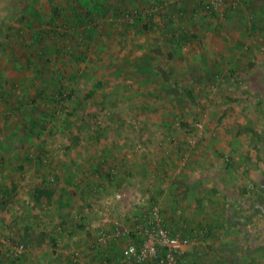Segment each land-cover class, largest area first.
<instances>
[{
	"label": "rangeland",
	"instance_id": "obj_1",
	"mask_svg": "<svg viewBox=\"0 0 264 264\" xmlns=\"http://www.w3.org/2000/svg\"><path fill=\"white\" fill-rule=\"evenodd\" d=\"M160 1L0 0V264H119L148 218L188 242L178 264H264V65L247 71L250 84L239 79L244 69L200 84L181 61L186 49L167 51L176 43L147 30L209 29L214 16L220 26L233 1L209 14L193 0V20L184 0ZM225 40L240 43L238 35ZM207 127L233 129L209 167L198 153L208 152L198 148ZM190 156L196 189L210 194L196 213L184 211L198 220L185 234L171 194L173 172ZM150 170L155 178L147 179ZM165 183L172 193L162 198ZM226 185L241 196L225 210L218 201ZM114 228L121 236L101 259L98 233Z\"/></svg>",
	"mask_w": 264,
	"mask_h": 264
},
{
	"label": "crops",
	"instance_id": "obj_2",
	"mask_svg": "<svg viewBox=\"0 0 264 264\" xmlns=\"http://www.w3.org/2000/svg\"><path fill=\"white\" fill-rule=\"evenodd\" d=\"M161 1H163L162 5H164V4H171L173 1H176V0H161ZM184 1L186 3H183V4L188 3V5L190 6V8L187 7V9H189L190 11L188 12V15H187L188 18L191 15H193L194 18H192L191 20L197 19V17L195 16L196 12L198 13L196 9V3L193 0H184ZM232 1L234 2V3L232 2L233 8L227 12L224 19H222V23L220 26L216 25L218 24L217 23L218 21L216 20L217 19L220 20V18L219 17L217 18V16H214L215 18V21H213L214 27H211L209 29L197 28V29H191L190 31H187V29L185 30L184 27H181L179 28L178 31L172 32L169 29H166L163 27L157 28L155 26L149 25L150 28L147 30L148 31L147 34L150 37L152 35L160 36V39L165 37L166 39H168L167 42L169 44L176 43V46L172 48H168L165 46L164 49L166 48L165 50L167 51L175 50L177 52L182 53L183 49H186V52H184L185 54L182 53L181 61L183 65L186 63L192 64L193 68L195 69L194 70L195 73L194 74L192 73V75L197 76V81L200 84H210L213 82L218 83L219 81H221L220 79H223L226 77V74L231 75V73H233L234 75L237 69L239 72H240L239 69L245 70L244 71L245 75L244 74L243 76L241 75L239 79L243 81L245 78V83L250 84V81H249L250 73H248L247 71L254 67L263 68V65H264V43L262 41V39H264V27L260 26L259 24L261 21H264V0H232ZM149 20L153 21V18L152 19L149 18ZM236 35L239 36L240 43H235V40L234 41L225 40L226 37L236 36ZM195 36H197L201 40V45L197 47H193V48H190L192 46L189 47L187 44L178 46V44H180L181 41L184 42L186 41L188 37H195ZM250 37H256V38L254 41H251ZM186 54L188 55L184 56ZM252 54L254 55L255 58H251ZM184 67L186 68L185 65ZM183 71L184 69L182 68L183 76L188 75L187 73H183ZM211 97L212 96H210V98ZM243 111L246 114V121H247L248 120L247 115H249L248 110L246 111L245 109ZM208 113L209 112L207 111V114ZM227 128H231V127H207L206 128L207 130V133L205 135L206 137L205 139H203V142L199 141L200 143L198 144V148L203 147L205 151L206 150L208 151L206 154L205 152L198 151V153H200L199 156L201 157L200 160L203 162V165L205 164L207 165V167H209L210 163L214 162V160H216L217 162V159L213 154L214 150H217V151L218 149L221 150L225 146L224 143L231 140L230 132L233 129L231 128V129H228V131H226ZM241 128H244V127H241ZM226 132L229 133L230 135H225ZM245 134L248 135L247 132ZM209 148H210V151H209ZM193 158L192 156H190V159L188 160L185 158L186 161L184 160L182 164L185 163L186 166L184 165L183 167H178L173 172L174 176L176 177L175 179L177 180V182H179L178 187H176V189L173 190V193L172 191H169V189H167L168 183L162 184L160 187L161 190L157 192V195L161 194L162 198L167 197L168 194L172 193L171 195L174 196L175 198V205L174 204L173 205L175 206L174 208L177 213V216L175 217L176 222L174 224L180 225V226L183 225V227L186 228L184 230V232L186 231L185 234L189 233V230H195L198 227L197 225L198 220H195L196 218L193 215H191V217L189 218L183 217L184 211L190 212L191 214L196 213L198 211L197 208L198 209L201 208V204H200L202 202L201 198L207 197L210 194L209 188L207 189V187L205 186H203V188L196 189V186L200 184V182H198L200 177L196 175L197 173H195L196 167L194 166ZM147 160H148L147 164L149 165L150 160L149 159ZM173 160L176 161L175 155H174V159L172 157V161ZM166 162L168 163L170 162L168 160V156L161 159V161L159 162V165L164 166ZM149 168H151V166H149ZM157 176L158 175H156V177ZM164 176H165V173H164ZM174 176H172L171 178H174ZM150 178H155V173L152 170H150L149 174H147V179H150ZM218 178L219 180L221 179L220 181H222L221 176H219ZM164 179L168 180L167 176ZM207 183L208 181L204 182V184H207ZM225 188L226 189L224 190V192L221 193L220 195L222 200L218 202H222L223 209L226 210V209L231 208L233 206L231 202L234 200L238 201L241 195L234 193L233 188L231 186L230 187L227 186ZM134 191L135 190H133L132 192ZM182 196H187L186 197L187 199L181 200ZM206 203H207L206 201H203V204H206ZM161 206L163 205H160L159 207L160 211L166 209V207L163 208ZM252 210L254 212L256 208ZM258 211L259 210H256V212ZM220 218L221 216H218V214H216L213 217V219L215 220L220 219ZM260 221L261 220L259 217H255L253 219V223H258ZM208 222L210 224L207 225V227L214 228V221L211 222L209 220ZM221 227H223L224 229L226 228L223 225H221ZM59 229H60L59 226L56 225L55 226L56 231L54 232H57V230ZM113 230L114 232H112L111 234L98 233L97 240L99 242H102L103 244L105 243L104 247H99V248H102L101 252H104L102 253L103 255L97 254V256H99L101 259H104L105 257L108 258L107 256H109V252L107 249H105V247H107L108 244H110V247H111L114 241H117V238H115L116 235L121 236V234L118 233V230L116 228H114ZM210 232L212 236H209L210 238L206 242H210L211 241L210 239L214 237L213 236L214 231L211 230ZM59 234L60 232L55 233L54 235L56 238H58L57 236ZM81 240H80V244L84 242ZM98 244L100 245V243ZM77 252L78 250L75 253L77 254ZM75 261L79 262L78 259H76ZM85 262L86 261L81 260L78 264H85ZM90 264H96V263L91 262Z\"/></svg>",
	"mask_w": 264,
	"mask_h": 264
},
{
	"label": "built area",
	"instance_id": "obj_3",
	"mask_svg": "<svg viewBox=\"0 0 264 264\" xmlns=\"http://www.w3.org/2000/svg\"><path fill=\"white\" fill-rule=\"evenodd\" d=\"M198 3L205 12L212 14L221 7L222 0H198ZM150 214L156 217V208L152 207ZM132 235L136 241L121 250L119 264H178L177 257L185 252L188 244L186 240L167 236L156 220L149 218L138 222ZM159 248L165 250L159 253Z\"/></svg>",
	"mask_w": 264,
	"mask_h": 264
},
{
	"label": "trees",
	"instance_id": "obj_4",
	"mask_svg": "<svg viewBox=\"0 0 264 264\" xmlns=\"http://www.w3.org/2000/svg\"><path fill=\"white\" fill-rule=\"evenodd\" d=\"M87 17H90V15H87ZM91 20V19H89ZM192 262V258H188V259H185L184 261L182 260L181 261V264H191Z\"/></svg>",
	"mask_w": 264,
	"mask_h": 264
}]
</instances>
